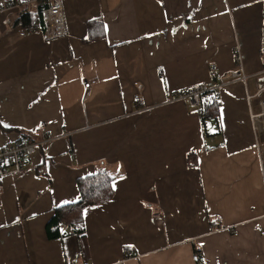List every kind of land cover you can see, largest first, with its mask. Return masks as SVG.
I'll use <instances>...</instances> for the list:
<instances>
[{
	"label": "crops",
	"instance_id": "crops-1",
	"mask_svg": "<svg viewBox=\"0 0 264 264\" xmlns=\"http://www.w3.org/2000/svg\"><path fill=\"white\" fill-rule=\"evenodd\" d=\"M52 1L0 0V147L51 139L0 181V264H264V140L251 119L264 0H63L68 33L50 40L17 23ZM95 19L105 36L89 42ZM239 50L249 78L219 89L206 138L200 113L170 97L213 88L212 65L234 71ZM101 167L113 199L85 211L83 237L50 239L55 209Z\"/></svg>",
	"mask_w": 264,
	"mask_h": 264
},
{
	"label": "built area",
	"instance_id": "built-area-1",
	"mask_svg": "<svg viewBox=\"0 0 264 264\" xmlns=\"http://www.w3.org/2000/svg\"><path fill=\"white\" fill-rule=\"evenodd\" d=\"M21 3V2H20ZM19 2L15 5H19ZM13 4H4V8H10ZM32 31H39L43 37L47 40L55 39L65 36L68 33L66 18L64 14L63 0H53L52 3L41 10V20L36 23ZM263 36L261 53L264 55V22H263ZM237 68L232 72L219 71V67L213 64L210 70L211 77L213 79L219 78L220 81L213 88L202 85L193 89H184L179 94L172 95L170 100H183L191 110L199 108L201 95L209 90L219 91L224 86H227L233 82L246 83L249 75L245 69V60L241 50L237 54ZM86 88L90 87V83L85 84ZM218 94V93H217ZM253 96L249 95V99ZM139 96H136V100H139ZM219 98V95H218ZM251 119L253 127L259 142L264 140V99L261 100V108L259 112L252 111ZM50 136H46L42 141L34 139L28 135H21L13 144L0 147V181L7 177H16L22 174L25 169L26 163L30 158L37 153L40 146L50 141ZM160 217V215L158 214ZM133 253L130 252L129 255ZM194 260H200L198 254L194 255Z\"/></svg>",
	"mask_w": 264,
	"mask_h": 264
},
{
	"label": "trees",
	"instance_id": "trees-1",
	"mask_svg": "<svg viewBox=\"0 0 264 264\" xmlns=\"http://www.w3.org/2000/svg\"><path fill=\"white\" fill-rule=\"evenodd\" d=\"M40 20L41 11L35 13L26 9L20 13L17 18V23L21 24L25 29L31 30ZM104 36L105 24L103 20L95 19L91 21L89 23V38L87 41H94ZM182 91H184V89L176 94ZM219 109L220 98H218V94L215 90L206 91L201 95L199 108L196 110L200 113L206 138L214 135V133L212 134V132L207 129V123H215L216 126L220 128ZM208 149H211V147L209 146ZM187 158L191 165L197 164L196 151L191 150ZM114 179L113 173L107 167H101L95 173L79 177L77 179V185L81 195L80 199L76 202L61 205L55 209L54 216L46 225L48 237L54 239L64 237L68 234H78L83 237L86 231L85 211L90 207L102 205L113 199L116 192L113 185ZM65 226L68 227V230H65ZM126 255H128V253Z\"/></svg>",
	"mask_w": 264,
	"mask_h": 264
},
{
	"label": "rangeland",
	"instance_id": "rangeland-1",
	"mask_svg": "<svg viewBox=\"0 0 264 264\" xmlns=\"http://www.w3.org/2000/svg\"><path fill=\"white\" fill-rule=\"evenodd\" d=\"M263 58H264V55H263ZM211 125H212V124L209 122V123L207 124V127L211 128ZM209 128H208V129H209ZM209 131H210V130H209ZM210 132H211V131H210Z\"/></svg>",
	"mask_w": 264,
	"mask_h": 264
}]
</instances>
